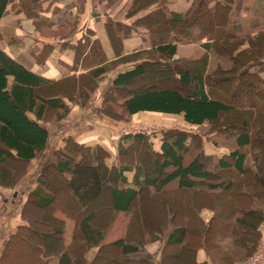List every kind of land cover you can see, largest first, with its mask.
<instances>
[{
  "label": "trees",
  "instance_id": "trees-1",
  "mask_svg": "<svg viewBox=\"0 0 264 264\" xmlns=\"http://www.w3.org/2000/svg\"><path fill=\"white\" fill-rule=\"evenodd\" d=\"M132 2V13L157 5L134 23L136 27L149 30L153 48L116 57L108 63L102 46L94 41L92 46L98 63L103 64L90 70L82 83L76 76L60 81L40 76L0 49V165H5L6 161L30 163L45 152L50 133L44 123L49 115L54 113L56 119L61 120L70 111L66 100L81 95V89L87 90L85 85L95 88L96 80L110 68L131 63L132 67L118 73L111 86L116 102L124 109L123 117L141 112L183 115L189 125L216 124L214 129L228 139L234 138L237 147L219 158L200 151L186 163L192 148H202V135L178 128L166 130L160 152L154 149L157 158L152 172L150 153L144 154V162L138 157L140 163L134 167L130 159L133 150L137 153L138 149H146L153 154V141L145 133L124 136L130 143L125 146L119 142V155L126 156L127 162L112 168H107L104 160L105 149L87 147L69 138L63 150H58L61 153L55 151L59 162L49 165L68 190L69 207L64 208L76 211L82 207L74 216L75 242L63 246L64 237H59L61 248L51 250L48 247L51 235L43 236L26 223L6 241L2 264H9L7 256L13 243L29 246L32 240H36L34 247L31 246L37 257L30 264H37L42 255L51 254H55L59 264H89L86 254L93 247H98V251L90 264L100 261L107 249L115 253L117 264H155L146 244L162 234H165V249L160 264H166L170 247L186 251L191 264H211L197 261V251L202 249L215 264H242L241 258L259 249V225L264 222V83L254 68L264 64V29L244 35L236 32L239 27L233 10L240 9L237 0H193L186 13L170 15L165 0ZM9 3L23 8L26 16L32 18H38L43 11L42 0H0V19ZM106 29L116 53L120 54L123 37L129 36L133 27L109 19ZM170 33H175L171 39L165 37ZM176 38L195 43L203 38L211 40L213 44L207 42L206 46L227 57L231 67L218 63L209 71L208 53L198 59L174 58L178 51ZM87 41H90L89 36ZM77 53L79 57V50ZM10 77L14 78L12 85ZM145 77L150 83H139ZM171 82L175 83L174 87L168 86ZM239 96L240 101H237ZM127 173H134L133 180ZM111 175L114 176L112 181ZM11 176L8 169L0 167V181L13 183V179L8 181ZM106 193L110 195L111 204L110 208L103 209L116 214L121 211L132 214L143 196L148 209V229L155 233L143 230L145 216L139 207L142 217L133 213L135 220L133 226L128 227L127 235L103 243L107 234L104 228L109 227L110 217L101 215L102 210L92 209ZM208 194L222 202L215 206L218 211L206 224L199 211L210 201ZM55 201L56 191L47 189L46 181L40 179L28 197L24 214H28L30 202L37 209H49ZM162 208L170 213L169 223L162 215ZM55 218H52L56 222L53 232L63 234L60 219ZM164 223L167 224L163 226ZM211 248L223 251L212 254Z\"/></svg>",
  "mask_w": 264,
  "mask_h": 264
},
{
  "label": "rangeland",
  "instance_id": "rangeland-1",
  "mask_svg": "<svg viewBox=\"0 0 264 264\" xmlns=\"http://www.w3.org/2000/svg\"><path fill=\"white\" fill-rule=\"evenodd\" d=\"M105 1L109 3L108 5H110V4H115V2L118 0H105ZM245 4L253 5L254 0H246ZM133 6L134 4L132 3L128 12L126 13L128 14V16L129 15L133 16L136 14V13L131 12ZM167 12H168V15H170L172 14V12H176V11H172V12L167 11ZM178 13L183 14L184 12H178ZM37 28L40 31V33H42V35L47 33L46 30L48 29H46L45 27L43 28V26L40 23L37 25ZM263 28H264L263 24L251 25L248 28L247 26H245L241 30L238 29L236 30V32L239 34H244L248 32H255V31H258V29H263ZM74 31H75V28H74ZM40 33L39 35H41ZM173 34L175 33L167 34L165 37H169V39H171ZM178 42L181 43L180 44L181 47L177 55L178 57H174V58L198 59V58H201L204 53H208L210 57V62L208 65L209 71H213L218 65V63H219V66L226 67V68H230L232 65L230 60L227 57H225L223 54H221L223 55L221 56L219 55V53L217 54L216 51L214 52V49H209L208 46H206L207 43L200 44V42H197L199 44H191L188 42L187 43L185 42L183 43L181 41H178ZM208 42L210 44H213L211 40H208ZM188 44H191V45H188ZM131 64L129 65L131 66ZM88 66L91 67L92 65L88 64ZM126 67L128 66L127 65H117L116 67L110 68L105 73V75H103L102 78L100 77L96 80L95 88H92L90 84L85 85L87 89V92L85 93L86 95L85 97H82L81 95H79L77 96V98H74V100H71V99L68 100V102L71 107L75 106V104H79V106H84L85 108H88V109L90 108L91 112L88 115V117L91 119L92 124L99 125L100 120L104 117H107V120L109 121L122 124L124 126L122 128L123 131L132 132V133H135L136 135L140 133H145L147 136H149V140H152L153 141L152 143L154 144L155 142L156 144V145L154 144V146H152L151 148L153 154L151 153V151L148 152V150L146 149L144 151H142L141 149L140 150L138 149L137 153H135L133 150L132 151L133 154H132V157H130V159L134 167V165H136L137 163H140V159L142 162H144L145 153L146 154L150 153L149 159L152 165V168L150 171L154 172L155 171V158H157L154 148L155 146H157V143L161 142L164 131L175 129V128L182 129L184 126H187V125H185L184 118L179 117V116H175V118L170 117V116H165V117L153 116V118H149L147 114H145L142 117L141 115L136 116L137 118L140 117V120L138 121V123L127 124L132 120L133 116L129 118L123 117L125 116L124 109L122 108L120 104H118V102H116L117 97L115 94H113V90H112L113 88H111L112 82L117 76V73ZM145 82H148V84L150 83L148 79H146V77L139 81V83H145ZM174 84L175 83L171 82L168 84V86L174 87ZM135 87L136 85L131 86L132 89H134ZM82 90L83 89H81V91ZM236 99L237 101H240V96L237 97ZM100 106L102 107V109H100ZM79 117L81 118L80 114H79ZM56 118L57 116H55L54 113H51V115H49V120L48 122H46V124H52L58 127V124H60L59 122L60 120H57ZM74 124L75 123L70 124V125H74ZM218 124L221 125V123H218ZM66 125L67 124H64V128L66 127ZM70 125H67L66 129L68 128V130H70L71 129ZM214 127H216V124H204V126H201V127H192L190 128V130L188 129L189 132L192 131L194 134L195 133L201 134L203 144H202V148H197V147L192 148L190 155L186 157L187 158L186 163L191 161V159L194 158L196 154L200 153V151H202L204 154H210L213 157L219 158L220 154L231 152L233 151V149L237 147V142H235L234 138L233 139L226 138L224 134L223 135L222 133L220 134V132L215 130ZM217 127L219 126L217 125ZM111 131L114 133L113 130ZM54 133H55L56 138L53 139V142L50 144L51 145L50 148L47 150V152L44 155L26 164L25 163L17 164V163L6 161L5 165H0V167H3L4 169L6 168L9 170V176L12 175L11 178L8 179V181L13 179V183H9L7 181L5 182L0 181V239L4 238L2 240L7 241L8 239L12 237L13 233L19 231L20 227L23 224L21 225L15 224V222L13 223L14 221L13 219L20 218V212L22 211L21 212L22 219L23 218L26 219V220L24 219L25 220L24 224L28 223L31 225V227L34 226V229H36V231L43 234V236H45V234L51 235V238L49 237L50 242H48V247L51 248V250L52 249L56 250V249L61 248L59 246V240H60L59 237H64L65 243L63 246H68L72 242H75L74 216L77 215L79 211H81L82 207L79 206V209L76 208L77 209L76 211H69L67 210V208L66 209L64 208L66 205L69 207V204H68L69 200L67 198L68 190L66 189L65 183L60 180L57 173L54 170H52V168L49 165L52 163L59 162L58 156L56 155L55 151L60 150L57 147V143L59 144L60 140H58L59 137L57 138L56 131ZM115 140L118 141L117 136H115ZM188 140L190 141V139ZM66 141L67 140L61 141L62 143L61 145H63L64 142L66 144ZM189 141L187 143H189ZM149 142L151 143V141L147 140V143ZM192 143H195V142L192 141ZM61 145L60 147H62V150H63V147L65 145L63 146ZM126 146H129V144ZM92 147L93 148L98 147V148H102L106 150L107 154L104 160L106 161V165H108L109 163L111 164V166L108 165L107 168L108 167L112 168L116 165L119 166L127 162L126 156H122L121 158L119 155V145L115 144L111 140L109 143V148H106L105 146L103 147L100 145H92ZM58 153H61V152L58 151ZM138 157L140 159H138ZM113 177H114L113 175L110 176L111 181L113 180ZM40 179L43 181H46L47 189H52L56 191L55 205L49 209H37L30 202L28 204L29 207H27V210H26L28 214H24L25 207L27 206L26 205L27 201L23 205L24 199L23 198L21 199V196H20L17 199L14 198L13 200L12 194L14 190L22 192L25 186H31V187L34 185L37 186L38 181ZM10 192H12V194L8 196ZM210 195L211 194L207 195V198L210 201H208L207 204L202 205L200 209L201 212L199 211V214L201 215L203 221L206 224L210 220V218L214 215L213 213L214 212L216 213L218 211L217 209H215L216 208L215 206L220 205L222 202L221 199H217L219 201L214 200L212 197H209ZM170 197H174V196H170ZM6 198L13 200L15 202V205L22 206V208H20V212L18 215L13 214L15 213L14 211L13 212L11 211L9 213L6 212V204H5ZM109 200H110V195L109 193H106L104 198H102L101 201H99L96 205H94L92 209V211L98 210L99 212L100 210H102L100 213L101 215H104V216L108 215V217H110L107 223L109 227L104 228V231L107 234L103 240V243H107L110 241H114L116 239H120L122 236L125 237L128 233L127 231L128 227L130 225L133 226L132 222L133 220H135V216H134L135 214L141 216L144 213L145 226L143 230L146 231L148 234L155 233V230L148 229L149 228L148 209L145 206L146 202H144L143 196L140 198V200H138V202L135 204L133 208L134 215L133 213L132 214L125 213V211H121V213H117V214L110 212L109 210L105 211L106 208H110L111 203L109 202ZM165 206H167V204H165ZM138 208L143 211L142 214L138 212ZM163 209L164 208H162V210ZM195 210H197V207ZM88 211H90V209H88ZM162 215L163 216L165 215L166 221L170 219V213H168L167 209H164V214ZM30 218L32 219L31 221H30ZM52 218H55L56 220L57 218L58 220L60 219L58 223H59V226L61 225L64 231L63 234L59 235L58 233L53 232L54 230L53 227L55 226L56 222L52 220ZM167 223H169V221ZM167 223H164L163 226H165ZM259 227L261 231V240H260L261 242H260L259 249L256 252L252 253L250 256L241 258L243 259L242 264L243 263L244 264H264V222L261 223ZM164 235L163 234L161 236L159 235L158 239L146 244L147 245L146 249L148 250L147 252L152 255V259L154 260L155 264H160L162 260L161 255L165 249L164 247L165 236ZM32 242L33 244L31 243V245H33L34 247V244H36V240H32ZM31 245L28 246L24 243H21V244L16 243V242L13 243L8 253V256H7V263L9 264H30L33 261H35L37 256L34 254L35 249ZM229 245H230L229 247H232L231 242H229ZM93 249H96L98 251V247H93ZM93 249H89V251L86 254V258L89 264L90 262L93 261V257L97 253L96 251V253L91 258L87 257V255L91 253ZM211 249H212V254L213 253L215 254L217 252L222 253L223 251V250L215 251L214 248H211ZM222 249H226V248H222ZM227 249L229 251L236 250V249L234 250L233 248H227ZM167 253H168V257H167L168 259L166 261V264H191V259L189 258V255H187L186 251L184 250L170 247L167 250ZM200 253H201V257H199ZM201 258H204L205 261H209L211 264H215L212 261L211 257L209 256V254H206V252L203 249L197 251V261H201ZM116 261L118 260H117L115 253L107 249V251L101 256L100 261H98L96 264H117ZM221 261L222 260L219 258L218 262H221ZM237 264H241V262Z\"/></svg>",
  "mask_w": 264,
  "mask_h": 264
},
{
  "label": "crops",
  "instance_id": "crops-1",
  "mask_svg": "<svg viewBox=\"0 0 264 264\" xmlns=\"http://www.w3.org/2000/svg\"><path fill=\"white\" fill-rule=\"evenodd\" d=\"M42 1L43 11L39 13L38 18L26 16L23 8H19L18 5L9 3L7 9L0 19V49L5 51L15 61L20 62L29 71H32L40 76L46 77L53 81H60L64 78L76 76L78 81L82 83L81 81L84 79L83 77L87 76L90 70L103 64V62L98 63L96 52L93 50L92 46L94 41L99 42V45L102 46L104 56L108 63L114 61L116 57L130 56V54L135 52L145 51L153 48L149 30H147L145 27H136L134 26V23L138 19L143 18L148 12L154 10L155 6L157 5H153L148 9L145 8L133 16H128L126 13L133 3L132 0H118L115 2V4L110 5H108L109 3H107L105 0ZM165 1L167 3L166 9L168 11L185 12L186 9L191 6L193 0ZM237 1L240 4V9L233 10V13L234 17L237 18V24L240 30L245 26L248 28L251 25H264V0H254L253 5L245 4L246 0ZM109 19L121 22L126 26L133 27V29H131V34L127 37H123V48L120 54L116 53L113 45L111 44L109 33L106 29V23ZM39 23L43 26V28L45 27L48 29L46 30L47 33L44 35H42V33H40L37 28ZM256 32L258 31L248 33ZM39 33L41 35H39ZM87 36L90 37L89 42H86ZM201 40V42L199 41L200 44H205L208 42L207 38H203ZM178 41L183 43L188 42L191 44H199L197 42L183 41L180 38H176L178 51L174 57H178L177 55L181 47V43ZM78 50L80 53L79 57L77 53ZM88 64L92 66L89 67ZM119 65H127L128 67L124 68L118 73L128 70L132 67V64L131 66L129 64ZM254 70H256L262 76L264 83V64H259V66H256ZM13 82L14 78L10 77V85H12ZM82 92L83 93H81V96H86L85 93L87 90H82ZM66 102L69 104L68 100H66ZM100 109H102L101 106ZM90 112V108L88 109L84 106H79V104H75V106H70L69 113L65 117L61 118L58 127L52 124L44 123V126L50 133V140L47 145V150L50 148V144L53 142V139L56 138L54 133L55 131L57 133V138L59 137L58 140H60L59 144L57 143L58 149L62 148L60 147L62 144L61 141L68 140L69 138H72L75 142L77 141L87 147L92 145H100L109 148L110 140L117 145H119V142L125 146L130 143V139L125 140L124 136L126 134L133 135L135 133L123 131L122 128L124 126L122 124L109 121L107 120V117L102 118L99 125L92 124L91 119L88 117ZM79 114L81 115V118L79 117ZM145 114H147L149 118H153V116H170L174 118L175 116H179L184 118L183 115L176 114L169 115L164 113L160 114L153 112H141L132 115V120L127 124L138 123L140 117L137 118L136 116L141 115L142 117ZM30 117L32 118L33 114L30 115ZM73 123L75 124L70 125ZM64 124L70 125L71 129H66L67 125L64 128ZM185 125L187 126H184L182 129L188 132L192 127H199L193 126L191 124L189 125L186 121ZM111 130H113L114 133ZM115 136L118 137V141L115 140ZM63 145H65V142ZM154 149L155 151L160 152L161 142L157 143V146H155ZM47 150L43 153H40L38 157L44 155ZM108 165L111 166L110 163ZM127 174L129 175L130 180H133L134 173ZM35 187L36 185L32 187L25 186L22 192L14 190L13 194L10 192L8 196L12 194L13 200L14 198L17 199L21 196V199H24V205L29 194L33 192ZM13 200L6 198V212L9 213L14 211L15 213L13 214L18 215L22 206L15 205ZM21 212L20 218H14L13 223L15 222V224L20 225L25 223L24 218L22 219ZM2 239L4 238L0 239V264H2V254L4 253V247L6 244V241ZM96 251V249H93V251L89 253L87 257H93ZM199 257H201V253L199 254ZM203 261H205V259L201 258L200 262ZM43 262H47L48 264H59L58 258L55 256V254H51L47 257L42 255L41 258H38L36 261L37 264H43Z\"/></svg>",
  "mask_w": 264,
  "mask_h": 264
}]
</instances>
